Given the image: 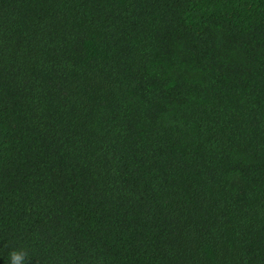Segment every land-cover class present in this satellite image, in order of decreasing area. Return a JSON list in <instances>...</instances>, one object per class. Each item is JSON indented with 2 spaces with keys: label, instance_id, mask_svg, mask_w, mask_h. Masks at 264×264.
I'll list each match as a JSON object with an SVG mask.
<instances>
[{
  "label": "trees",
  "instance_id": "trees-1",
  "mask_svg": "<svg viewBox=\"0 0 264 264\" xmlns=\"http://www.w3.org/2000/svg\"><path fill=\"white\" fill-rule=\"evenodd\" d=\"M264 264V0H0V264Z\"/></svg>",
  "mask_w": 264,
  "mask_h": 264
},
{
  "label": "clouds",
  "instance_id": "clouds-1",
  "mask_svg": "<svg viewBox=\"0 0 264 264\" xmlns=\"http://www.w3.org/2000/svg\"><path fill=\"white\" fill-rule=\"evenodd\" d=\"M27 252L24 250H14L9 254V264H26Z\"/></svg>",
  "mask_w": 264,
  "mask_h": 264
}]
</instances>
